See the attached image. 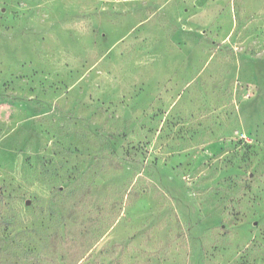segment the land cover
<instances>
[{"label": "rangeland", "instance_id": "obj_1", "mask_svg": "<svg viewBox=\"0 0 264 264\" xmlns=\"http://www.w3.org/2000/svg\"><path fill=\"white\" fill-rule=\"evenodd\" d=\"M0 264H264V0H0Z\"/></svg>", "mask_w": 264, "mask_h": 264}]
</instances>
